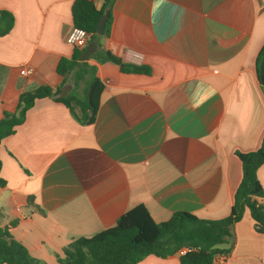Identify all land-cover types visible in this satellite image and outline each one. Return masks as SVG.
Returning a JSON list of instances; mask_svg holds the SVG:
<instances>
[{
    "label": "crops",
    "instance_id": "crops-1",
    "mask_svg": "<svg viewBox=\"0 0 264 264\" xmlns=\"http://www.w3.org/2000/svg\"><path fill=\"white\" fill-rule=\"evenodd\" d=\"M73 2L0 0V11L15 16L0 34V120L22 92L62 83L57 65L74 49ZM263 44L264 0H115L110 33L90 52L109 50L151 72L90 57L104 82L92 124L54 97L36 100L0 145V226L34 257L64 264L71 241L139 204L157 222L176 211L227 216L243 174L236 152L257 149L264 136ZM258 177L264 187V164ZM233 229L231 252L214 264H264V233L249 210ZM179 262L178 253L150 254L137 264Z\"/></svg>",
    "mask_w": 264,
    "mask_h": 264
},
{
    "label": "trees",
    "instance_id": "trees-1",
    "mask_svg": "<svg viewBox=\"0 0 264 264\" xmlns=\"http://www.w3.org/2000/svg\"><path fill=\"white\" fill-rule=\"evenodd\" d=\"M115 0H104L98 6L94 0H74L72 17L75 26L85 29L90 35L85 45L74 46L71 56H63L57 65V72L63 77L56 91L47 84L34 90L24 91L19 96L15 111H6L0 120V145L15 133L16 127L25 121L27 111L37 99L53 97L75 74L74 87L68 95L56 98L64 102L72 114L83 124H92L100 106L104 82L96 74L97 66L89 63L90 57L98 62L114 61L124 72L150 73L151 68L123 61L109 50L91 54V42L100 37L97 25L100 17L109 9L104 34L108 35L112 22V6ZM15 22L14 14L6 9L0 11V34L8 33ZM257 75L264 92V44L256 60ZM86 78L83 93L77 90L81 79ZM242 162V178L234 194L230 213L221 218H202L188 211H176L164 221L157 222L147 207L139 204L123 213L116 223L92 236H82L64 247L65 256H59L64 264H137L150 254L168 257L177 254L183 247H191L180 255L179 264H214L218 256L231 252L235 233L234 225L249 210L255 229L264 233V187L258 177V169L264 164V136L260 146L252 151H237ZM3 161L0 157V188L7 185L2 176ZM33 202L31 198L29 200ZM0 263L47 264L34 257L29 249L17 240L8 226H0Z\"/></svg>",
    "mask_w": 264,
    "mask_h": 264
},
{
    "label": "built area",
    "instance_id": "built-area-1",
    "mask_svg": "<svg viewBox=\"0 0 264 264\" xmlns=\"http://www.w3.org/2000/svg\"><path fill=\"white\" fill-rule=\"evenodd\" d=\"M89 33L78 26H74L71 33L69 34V40L74 46H83L89 38ZM24 75H30L33 73V69L31 67H24L22 70ZM191 247H183L179 250L178 254H184L187 250H190Z\"/></svg>",
    "mask_w": 264,
    "mask_h": 264
},
{
    "label": "water",
    "instance_id": "water-1",
    "mask_svg": "<svg viewBox=\"0 0 264 264\" xmlns=\"http://www.w3.org/2000/svg\"><path fill=\"white\" fill-rule=\"evenodd\" d=\"M109 16V9H107L105 11V13L100 17V20L98 22L97 25V34L99 35H103L104 31H105V25H106V21L108 19ZM261 80L262 82H264V74L262 73L261 75ZM72 89V85L67 83L65 85H63L60 89V91H58L56 94H54V98H61V97H65L66 95H68L69 91Z\"/></svg>",
    "mask_w": 264,
    "mask_h": 264
},
{
    "label": "rangeland",
    "instance_id": "rangeland-1",
    "mask_svg": "<svg viewBox=\"0 0 264 264\" xmlns=\"http://www.w3.org/2000/svg\"><path fill=\"white\" fill-rule=\"evenodd\" d=\"M70 82H72L73 84L75 83V74L72 73L70 76H69V79H68ZM86 78L84 79H81L78 83V86H77V90L79 93H83V89L85 87V84H86Z\"/></svg>",
    "mask_w": 264,
    "mask_h": 264
}]
</instances>
